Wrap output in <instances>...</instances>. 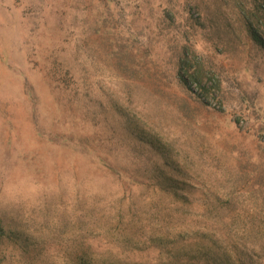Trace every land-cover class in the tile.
<instances>
[{
  "label": "rangeland",
  "instance_id": "obj_1",
  "mask_svg": "<svg viewBox=\"0 0 264 264\" xmlns=\"http://www.w3.org/2000/svg\"><path fill=\"white\" fill-rule=\"evenodd\" d=\"M263 223L264 0H0V264H264Z\"/></svg>",
  "mask_w": 264,
  "mask_h": 264
},
{
  "label": "trees",
  "instance_id": "obj_2",
  "mask_svg": "<svg viewBox=\"0 0 264 264\" xmlns=\"http://www.w3.org/2000/svg\"><path fill=\"white\" fill-rule=\"evenodd\" d=\"M4 230V233H3ZM0 238L3 239V237H7L8 235H12L14 233V228L12 226H8V228L2 227L0 225ZM257 243H255L257 246L260 245V248H262L261 251L264 252V223L262 224L261 230L257 232ZM82 264H90L88 260H84Z\"/></svg>",
  "mask_w": 264,
  "mask_h": 264
}]
</instances>
